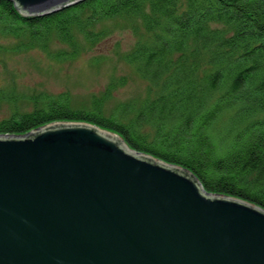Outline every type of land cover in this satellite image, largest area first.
I'll return each instance as SVG.
<instances>
[{
    "label": "trees",
    "instance_id": "16d2710c",
    "mask_svg": "<svg viewBox=\"0 0 264 264\" xmlns=\"http://www.w3.org/2000/svg\"><path fill=\"white\" fill-rule=\"evenodd\" d=\"M126 29L136 44L123 60L147 82L143 100L107 112L126 78L82 108L73 107L68 93L24 98L0 91V103L13 108L0 134L87 122L189 169L209 192L264 208V0H83L36 17L0 0L6 55L40 50L68 63ZM25 100L34 108L20 112Z\"/></svg>",
    "mask_w": 264,
    "mask_h": 264
},
{
    "label": "water",
    "instance_id": "95a60500",
    "mask_svg": "<svg viewBox=\"0 0 264 264\" xmlns=\"http://www.w3.org/2000/svg\"><path fill=\"white\" fill-rule=\"evenodd\" d=\"M27 17L83 0H10ZM0 264H264V208L87 122L0 134Z\"/></svg>",
    "mask_w": 264,
    "mask_h": 264
},
{
    "label": "rangeland",
    "instance_id": "374dc122",
    "mask_svg": "<svg viewBox=\"0 0 264 264\" xmlns=\"http://www.w3.org/2000/svg\"><path fill=\"white\" fill-rule=\"evenodd\" d=\"M6 43L0 37V45ZM135 44L136 37L130 30H117L97 48L68 63L54 62L40 50L15 55L0 51V91L14 90L24 98L40 93L53 96L68 93L73 107L82 108L90 106L92 99L101 96L112 81L119 84L126 78L107 103L110 113L119 103L140 102L146 97L147 82L123 60V55ZM33 105L28 100L20 101V112L33 110ZM12 114L8 102L0 103V121Z\"/></svg>",
    "mask_w": 264,
    "mask_h": 264
}]
</instances>
